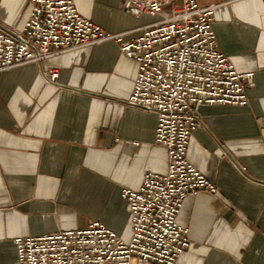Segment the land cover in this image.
<instances>
[{
    "label": "crops",
    "instance_id": "1",
    "mask_svg": "<svg viewBox=\"0 0 264 264\" xmlns=\"http://www.w3.org/2000/svg\"><path fill=\"white\" fill-rule=\"evenodd\" d=\"M72 1L82 17L124 41L155 20L130 15L122 0ZM195 1L216 6L218 50L236 71L254 75L245 106L199 107L203 125L186 158L219 193L183 201L177 222L191 245L175 264H264V0ZM28 9V0H0V26L20 27ZM119 46L104 41L0 73V264H16L17 238L93 221L128 240L119 190H137L146 172L166 173L156 115L127 105L137 62Z\"/></svg>",
    "mask_w": 264,
    "mask_h": 264
},
{
    "label": "built area",
    "instance_id": "2",
    "mask_svg": "<svg viewBox=\"0 0 264 264\" xmlns=\"http://www.w3.org/2000/svg\"><path fill=\"white\" fill-rule=\"evenodd\" d=\"M133 16L155 18L128 41L82 17L72 0H28L18 28L0 26V73L25 63L104 41L137 62L127 105L156 115L155 143L167 151L163 175L146 172L137 190L121 188L129 209L124 240L99 221L81 230L13 241L16 264H175L191 245L177 215L186 197L217 195L216 184L186 158L189 139L202 127V105L245 106L254 71L239 73L218 50L215 5L195 0H122ZM55 81L58 71H48Z\"/></svg>",
    "mask_w": 264,
    "mask_h": 264
},
{
    "label": "rangeland",
    "instance_id": "3",
    "mask_svg": "<svg viewBox=\"0 0 264 264\" xmlns=\"http://www.w3.org/2000/svg\"><path fill=\"white\" fill-rule=\"evenodd\" d=\"M132 264H135V262L133 261V263Z\"/></svg>",
    "mask_w": 264,
    "mask_h": 264
}]
</instances>
